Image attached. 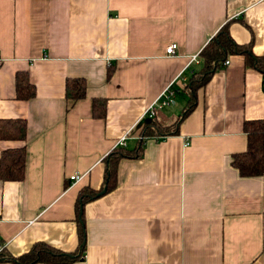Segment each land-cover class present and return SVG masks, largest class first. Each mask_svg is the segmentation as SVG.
Wrapping results in <instances>:
<instances>
[{"label":"crops","instance_id":"crops-1","mask_svg":"<svg viewBox=\"0 0 264 264\" xmlns=\"http://www.w3.org/2000/svg\"><path fill=\"white\" fill-rule=\"evenodd\" d=\"M226 25L264 59V0H0V120L26 122L25 140H0V157L25 152L23 180L0 181V264H21L37 244L80 254V193L102 190L122 138L127 150L140 145L146 110L170 85L174 103L156 121L181 116L201 52ZM18 74L33 99L17 100ZM74 79L86 85L76 102L65 97ZM263 86L229 56L177 135L142 140L141 158L117 165L114 189L82 206L84 251L69 264H264V174L242 178L231 165L247 148L243 123L264 124Z\"/></svg>","mask_w":264,"mask_h":264},{"label":"trees","instance_id":"trees-1","mask_svg":"<svg viewBox=\"0 0 264 264\" xmlns=\"http://www.w3.org/2000/svg\"><path fill=\"white\" fill-rule=\"evenodd\" d=\"M232 55L243 56L247 67L258 71L264 79V59L254 55L250 46L236 44L229 33L228 26L222 27L219 32L210 40L201 52L203 67L195 72L189 84L185 88L188 96L186 107L181 116L173 125L165 127L156 121V118L143 119L140 145L133 150L126 147H115L105 159L104 184L102 190H83L76 204L77 217L79 219V245L80 254L69 255L50 249L44 244L35 245L32 250L20 258L21 264H69L82 257L85 245V232L82 227V206L91 200L99 198L104 191L108 193L115 187V176L117 165L122 160H136L142 156V140L145 138H159L177 135L179 124L194 110L196 106V92L202 88L210 77L219 70L223 62ZM35 96V89L29 82L26 74L16 76V98L19 101H28ZM65 97L67 100L76 102L86 97V85L82 79L67 81ZM93 113L96 116L104 117L105 102L94 100L92 102ZM243 132L247 138L246 151L232 156L231 165L242 178L261 177L264 174V124L260 120L245 121ZM26 122L24 120H0V140L14 141L25 140ZM24 150L5 151L0 157V181H22L25 167ZM3 256V254H1Z\"/></svg>","mask_w":264,"mask_h":264},{"label":"built area","instance_id":"built-area-1","mask_svg":"<svg viewBox=\"0 0 264 264\" xmlns=\"http://www.w3.org/2000/svg\"><path fill=\"white\" fill-rule=\"evenodd\" d=\"M177 49V44H171L169 47L166 48V55L167 56H174ZM229 62H225L224 65H228ZM177 91L170 85L168 88H166L159 96L158 98L149 106V108L146 110V114L144 117L147 118H155L156 113L160 111L161 109L168 107L174 103V98ZM125 138H122L118 145L116 147H125ZM81 177L77 174L70 177V180L72 182H77L80 180ZM5 249V244H3L0 240V257Z\"/></svg>","mask_w":264,"mask_h":264},{"label":"rangeland","instance_id":"rangeland-1","mask_svg":"<svg viewBox=\"0 0 264 264\" xmlns=\"http://www.w3.org/2000/svg\"><path fill=\"white\" fill-rule=\"evenodd\" d=\"M184 100H185V97H183L181 95L177 97V99H176L177 104H181L179 111H178V109H175L177 114L181 112V108H183V106H184ZM177 107H178V105H177Z\"/></svg>","mask_w":264,"mask_h":264},{"label":"water","instance_id":"water-1","mask_svg":"<svg viewBox=\"0 0 264 264\" xmlns=\"http://www.w3.org/2000/svg\"><path fill=\"white\" fill-rule=\"evenodd\" d=\"M263 88H264V86H263ZM104 194V191L103 192H101L98 196H100V195H103Z\"/></svg>","mask_w":264,"mask_h":264}]
</instances>
